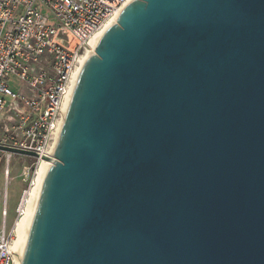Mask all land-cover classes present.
Listing matches in <instances>:
<instances>
[{"label": "water", "instance_id": "95a60500", "mask_svg": "<svg viewBox=\"0 0 264 264\" xmlns=\"http://www.w3.org/2000/svg\"><path fill=\"white\" fill-rule=\"evenodd\" d=\"M69 101L21 264H264V0L132 1Z\"/></svg>", "mask_w": 264, "mask_h": 264}, {"label": "built area", "instance_id": "2783aa9c", "mask_svg": "<svg viewBox=\"0 0 264 264\" xmlns=\"http://www.w3.org/2000/svg\"><path fill=\"white\" fill-rule=\"evenodd\" d=\"M134 0H0V146L52 156L66 105L90 54V43L104 33ZM12 76L23 85L14 91ZM13 152L0 150V168L9 176ZM38 166L23 174L28 182L16 208L24 216L36 186ZM0 213V264H17L15 225Z\"/></svg>", "mask_w": 264, "mask_h": 264}, {"label": "rangeland", "instance_id": "374dc122", "mask_svg": "<svg viewBox=\"0 0 264 264\" xmlns=\"http://www.w3.org/2000/svg\"><path fill=\"white\" fill-rule=\"evenodd\" d=\"M8 81L14 91L19 92L24 89L22 83L15 79L14 76L9 78ZM37 166L39 169L40 164L38 160L30 157H22L21 155L16 154L10 161V172L8 177L6 176L4 169L0 168V213L3 211L4 204H6V227L8 230L12 229L15 225L17 218L16 208L23 191L28 185L23 171L26 169L28 170L30 167L32 173Z\"/></svg>", "mask_w": 264, "mask_h": 264}, {"label": "bare ground", "instance_id": "6f19581e", "mask_svg": "<svg viewBox=\"0 0 264 264\" xmlns=\"http://www.w3.org/2000/svg\"><path fill=\"white\" fill-rule=\"evenodd\" d=\"M103 34L104 33H101L91 40V43H90L91 50H90L89 56L94 52L95 47H96L97 43L99 42V40ZM87 58H88V56H87ZM69 102L70 101H68V103L66 105V111H67ZM51 166H52V163L50 161L44 160V159L40 160V166H39V169H37V174H36L37 175L36 186L30 192L29 205L27 207V210H26L24 216H22L21 219L19 221H17V223L15 224V227H14V229H15L14 247L20 255L17 264H21V259H22L23 253H24L27 235H28L29 228H30V225L32 222V218H33L34 211L36 208V204L38 201L41 186H42L43 181L45 179V176H46V174H47V172Z\"/></svg>", "mask_w": 264, "mask_h": 264}]
</instances>
